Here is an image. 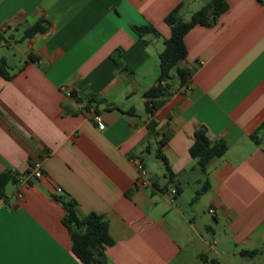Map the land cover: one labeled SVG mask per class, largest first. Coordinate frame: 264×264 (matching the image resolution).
<instances>
[{"label": "crops", "instance_id": "0c3cea01", "mask_svg": "<svg viewBox=\"0 0 264 264\" xmlns=\"http://www.w3.org/2000/svg\"><path fill=\"white\" fill-rule=\"evenodd\" d=\"M211 1L0 0V59L13 76L0 77V173L20 178L0 199V264H83L53 197L60 192L78 202L80 216L108 221L115 243L106 264H193L210 256L213 264H229L230 256L249 264L257 257L242 252L264 255V246H250L264 242V132L260 143L251 138L264 122V0H227L216 26L192 29L179 65L192 74L190 89L166 98L153 116L145 111L143 94L158 80V56L171 36L165 18L182 3L189 20ZM43 21L45 32L28 36ZM145 25L162 38L141 39L132 29ZM63 88L106 101L86 111ZM153 119L159 136L150 138ZM200 126L229 145L207 175L190 155ZM165 133L171 181L155 157ZM133 158L145 164L150 186L138 184Z\"/></svg>", "mask_w": 264, "mask_h": 264}, {"label": "trees", "instance_id": "16d2710c", "mask_svg": "<svg viewBox=\"0 0 264 264\" xmlns=\"http://www.w3.org/2000/svg\"><path fill=\"white\" fill-rule=\"evenodd\" d=\"M183 4L180 3L165 18L166 23L171 28V36L164 39V49L158 56L160 74L154 86L144 92L145 111L153 116L165 102L166 98L175 92H186L190 89L192 83V74L190 70L180 67V63L187 59L188 50L185 43L186 35L197 26L214 27L218 24L220 17L229 9L227 0H212L204 5L200 10L192 15L189 20H184L181 16ZM44 21L30 28L28 36L37 32H45ZM133 31L144 39L148 35L161 39L159 31L152 25L132 26ZM2 39H0V43ZM147 45L148 42L144 40ZM0 77L10 80L13 76L8 72V64L5 59H0ZM72 97L79 104L84 105L86 111L93 106H98L106 100L87 97L82 98L78 93L72 92ZM136 114L135 110L127 112ZM158 123L153 119L148 123L149 137H157ZM207 128L200 126L195 131L194 143L190 148L191 157L197 161L201 172L208 174L211 163L218 158L223 157L229 150V145L225 140L213 141L207 134ZM264 132V122L260 125L257 132L251 135V138L260 143L258 133ZM171 134L165 133L164 137L158 142V148L155 154L156 159L160 160L166 171V176L171 181L174 174L167 157L163 152V147L170 140ZM19 174L12 170L0 173V199H6V188L11 183L19 182ZM210 188L208 181L205 182L202 191ZM178 194V191H177ZM65 209L63 225L68 229L71 237L72 251L83 264H106V250L112 246L115 241L109 231V223L106 218L95 212L86 216H80L78 212V202L68 193L60 192L53 195ZM262 253L261 250L244 251L242 256L254 259ZM215 263L214 261L210 264Z\"/></svg>", "mask_w": 264, "mask_h": 264}, {"label": "built area", "instance_id": "2783aa9c", "mask_svg": "<svg viewBox=\"0 0 264 264\" xmlns=\"http://www.w3.org/2000/svg\"><path fill=\"white\" fill-rule=\"evenodd\" d=\"M63 90L65 91L66 96L68 98H73L71 91L64 89V88H63ZM80 110L84 111V109H82V108H80ZM93 122L96 124L98 130H100V131L105 130L106 124H105L104 119H103L101 114L94 112L93 113ZM131 161L133 162V164L135 165V167L139 173L138 184L141 187L150 186L151 181H150V177H149V172H148L145 164L143 163V161L141 159H138V158H133ZM42 175L43 174H42L41 170H39V168L34 169L33 176L35 178L39 179L42 177ZM21 182H22V180H21ZM164 192H166V190H164ZM176 196H177V190L174 188L170 191L169 197L171 198V200H174ZM209 213L211 215L215 216L216 210L214 208H210Z\"/></svg>", "mask_w": 264, "mask_h": 264}, {"label": "rangeland", "instance_id": "374dc122", "mask_svg": "<svg viewBox=\"0 0 264 264\" xmlns=\"http://www.w3.org/2000/svg\"><path fill=\"white\" fill-rule=\"evenodd\" d=\"M13 188V185L12 184H10L9 186H8V188H7V192H9L11 189ZM195 197V196H194ZM200 199V196L198 197V200ZM197 200V201H198ZM196 201V200H195ZM195 203H197V202H195ZM202 205H198V207H201ZM199 209V208H198ZM205 210V212L207 211V208H205L204 209ZM203 210V211H204ZM203 214V213H202ZM207 218H208V220H209V224L210 225H215V221L212 219V217L207 213ZM209 238V241H211V242H213L214 240V238H215V236H212V235H209L208 236ZM217 238V237H216ZM225 242L224 243H227V240H224ZM224 243H223V245H224ZM227 245V244H226ZM230 246H234V245H231V243H230ZM250 246H264V242H261V243H259V242H255V243H253L252 245H250ZM208 253V252H207ZM208 255V254H207ZM212 256H210V259H208L207 260V262L206 263H203L202 262V260H198V261H195L193 264H210V262H212ZM226 261L229 263V264H247V263H245L244 261H242L241 259H233L231 256L230 257H226ZM219 262H221V264H226L225 262H223V261H219ZM249 264H264V255H260L259 257H257L255 260H253V261H251Z\"/></svg>", "mask_w": 264, "mask_h": 264}]
</instances>
